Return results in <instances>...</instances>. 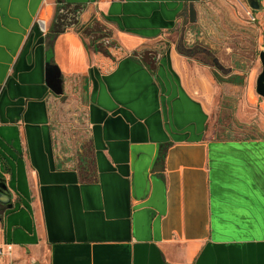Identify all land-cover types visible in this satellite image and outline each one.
Listing matches in <instances>:
<instances>
[{
    "label": "crops",
    "instance_id": "1",
    "mask_svg": "<svg viewBox=\"0 0 264 264\" xmlns=\"http://www.w3.org/2000/svg\"><path fill=\"white\" fill-rule=\"evenodd\" d=\"M199 1L62 0L83 17L92 7L129 56L103 75L67 29L53 43L56 96L45 77L57 0H0V178L12 195L0 194L12 204L0 246L12 244V264H264V138L217 137L211 70L173 40L151 66L133 55L170 39ZM78 109L84 124L71 125ZM73 126L90 170L59 159L55 136Z\"/></svg>",
    "mask_w": 264,
    "mask_h": 264
},
{
    "label": "rangeland",
    "instance_id": "2",
    "mask_svg": "<svg viewBox=\"0 0 264 264\" xmlns=\"http://www.w3.org/2000/svg\"><path fill=\"white\" fill-rule=\"evenodd\" d=\"M261 4L262 10H252L256 18V22L253 23L248 17L250 6L247 0H204L201 5L206 8L207 12L204 13L202 21H198L193 26L196 40L197 37H202L206 41L219 43L225 36L227 38L225 41L228 43L225 47H232L234 53L240 49L239 52L242 54L241 57L230 62L231 75L236 83L235 92L237 89L238 96H236L234 104L229 107L230 111L224 113V116L217 109L213 115L214 130L220 132L223 130L221 127L224 126L225 129L230 130L226 135L228 138H264V98L259 96L256 91L257 80L262 72L260 53L264 51V0H261ZM195 27H199L202 31ZM205 27L209 29V32L204 29ZM182 28L184 26L175 31V42L180 38ZM231 38L235 39L231 40ZM88 42L90 43V40ZM162 43L168 45L167 42ZM73 117L71 125L75 119ZM73 129L77 130V127H71L69 134L67 133L68 136L63 135L62 137L72 140L70 132ZM85 138L83 135L80 141H86ZM85 146L87 145L85 144ZM3 259L4 261L1 263L12 264L10 256H5Z\"/></svg>",
    "mask_w": 264,
    "mask_h": 264
},
{
    "label": "trees",
    "instance_id": "3",
    "mask_svg": "<svg viewBox=\"0 0 264 264\" xmlns=\"http://www.w3.org/2000/svg\"><path fill=\"white\" fill-rule=\"evenodd\" d=\"M84 14L85 11H83L81 7L65 5L62 3V0H57L55 19L48 34V61L51 64L53 62V43L55 38L67 29L74 28L83 35L84 39L90 40L89 45L94 50L96 68L103 75L110 74L122 60L128 58L129 54L113 39L111 31L99 21L95 20L93 18L94 16H92L88 22L81 25V19ZM161 46H163V43L155 45V47ZM143 51H138L133 55L141 54ZM154 51V48L149 49L146 51L147 55L144 57L150 66L153 65L158 58L159 52L156 50L157 53H155ZM73 116L75 118L74 121L76 120L78 123L84 124V117L81 110H76ZM73 143L74 142L70 143V139L62 137V134H56L55 144L60 154L59 159L63 156L65 164H71L73 165L72 167L75 166L76 168L84 167V169L90 170L91 158L89 157L88 146L83 147V142L81 143L82 145L80 148L85 150L84 155L80 154L79 148Z\"/></svg>",
    "mask_w": 264,
    "mask_h": 264
},
{
    "label": "flooded vegetation",
    "instance_id": "4",
    "mask_svg": "<svg viewBox=\"0 0 264 264\" xmlns=\"http://www.w3.org/2000/svg\"><path fill=\"white\" fill-rule=\"evenodd\" d=\"M203 1L204 0H201L197 3V5H193L191 7L185 21L186 23L185 25H183L184 28H182L180 31V38L177 39L176 44H178L179 49H181L191 58L197 59L198 61L202 62L204 65L210 68L212 76L215 80L213 84V88L215 90L214 93H216L215 108L219 111L220 114L224 116V113L230 111L229 107L232 104H234V101L236 100V96H238L239 93L237 89L235 92L236 83L234 82L233 77L231 75L232 71H231L230 62L234 61L236 58L241 57L242 54L241 52H239L240 49H238L237 53H234V49L232 47H230L232 49L225 47L226 45H228L227 41H225V39H227L225 36H223L222 40H220L219 43L217 41L216 42L206 41L202 37L201 38L197 37L196 40V37L193 34V29H194L193 26L196 25L198 21H202L203 16H205L204 13L207 12L206 8L203 5H201ZM195 29L202 31L199 27H195ZM204 29L207 32H209V29H207L206 27ZM234 32L235 31L233 30V33ZM174 35H172L170 39L166 41L168 45H165V43H163V46L161 47L154 46L155 48L154 52L157 53L156 50L158 52L166 50L172 40L174 42L176 41ZM234 39L235 38H231V40ZM144 50L145 51H143L141 54L145 56L147 55L146 51H148L149 49L148 50L144 49ZM221 129L223 130L220 132H216L217 137L227 138L226 135L230 132V130L225 129L224 126H222ZM242 139H246V138H242ZM8 204L9 203H5V202L0 203V212H4V207Z\"/></svg>",
    "mask_w": 264,
    "mask_h": 264
},
{
    "label": "water",
    "instance_id": "5",
    "mask_svg": "<svg viewBox=\"0 0 264 264\" xmlns=\"http://www.w3.org/2000/svg\"><path fill=\"white\" fill-rule=\"evenodd\" d=\"M250 8L254 11H260L263 9V6L261 4V0H247ZM90 10V11H89ZM86 13V15L81 19V25L85 24L90 20L92 15H88L89 13H93V8L91 7ZM81 15V14H80ZM154 47H147L146 49H153ZM155 49V48H154ZM260 60L262 63V73L260 74L258 80H257V87L256 91L259 96L264 98V51L260 54ZM46 85L47 87L56 95V96H62L65 94L64 90V81L61 74L60 69L51 63H47L46 65ZM0 194L6 196L9 200H11V190L8 187L7 182L0 178ZM3 202V201H1ZM12 205V204H9ZM3 219V213L0 212V220ZM30 264H40V262L36 258L30 259Z\"/></svg>",
    "mask_w": 264,
    "mask_h": 264
},
{
    "label": "built area",
    "instance_id": "6",
    "mask_svg": "<svg viewBox=\"0 0 264 264\" xmlns=\"http://www.w3.org/2000/svg\"><path fill=\"white\" fill-rule=\"evenodd\" d=\"M248 17L250 19L251 22L255 23L256 22V18L253 14L252 9L250 8V11H248ZM13 252V246L12 244L6 243L3 246H0V264H8V263H1L2 261H4V257L5 256H11Z\"/></svg>",
    "mask_w": 264,
    "mask_h": 264
}]
</instances>
